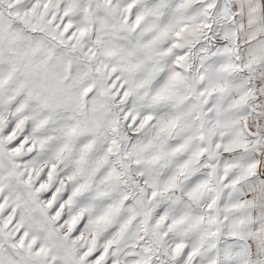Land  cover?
<instances>
[{
    "label": "snow or ice",
    "instance_id": "obj_1",
    "mask_svg": "<svg viewBox=\"0 0 264 264\" xmlns=\"http://www.w3.org/2000/svg\"><path fill=\"white\" fill-rule=\"evenodd\" d=\"M0 264H264V0H0Z\"/></svg>",
    "mask_w": 264,
    "mask_h": 264
}]
</instances>
